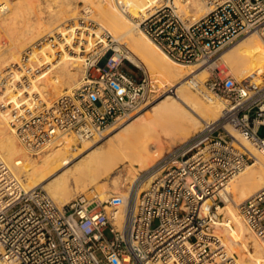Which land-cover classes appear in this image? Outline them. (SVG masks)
<instances>
[{"label": "built area", "instance_id": "obj_1", "mask_svg": "<svg viewBox=\"0 0 264 264\" xmlns=\"http://www.w3.org/2000/svg\"><path fill=\"white\" fill-rule=\"evenodd\" d=\"M203 1L213 6L195 18L175 0H158L137 24L171 59L207 69L206 78L192 74L186 81L223 99L220 116L166 150L124 195L99 199L90 188L58 205L41 187H25L0 159L4 264H242L215 223L225 203L220 189L257 160L236 132L264 155V135L258 134L264 81L236 80L211 62L244 32L256 31L264 40V0ZM105 44L113 48L105 60H85L83 76L50 103L34 99L33 108L13 109L10 124L26 148L39 151L63 136L81 143L149 104L147 75L124 68L128 59L119 43ZM238 208L264 238V186Z\"/></svg>", "mask_w": 264, "mask_h": 264}, {"label": "bare ground", "instance_id": "obj_2", "mask_svg": "<svg viewBox=\"0 0 264 264\" xmlns=\"http://www.w3.org/2000/svg\"><path fill=\"white\" fill-rule=\"evenodd\" d=\"M157 1L0 0V78L4 79L3 83L0 80V159L25 187L37 186L57 173L43 187L57 204L65 205L72 198L69 180L75 182L80 188L77 193H81L90 183L112 175L120 165L123 168L117 171H122L123 177L116 174L112 183L115 187L126 184L128 187L142 170L154 163L160 152L198 131L204 120L220 116L224 101L193 90L186 81L192 74L202 80L208 74L207 69L171 59L138 27L137 18L148 13ZM78 2L84 3L86 12L79 17ZM20 3L29 9V16L16 13ZM175 4L180 11L186 15L189 11L195 18L213 6L203 0H175ZM78 18L83 23L86 19L96 20L100 25L91 28ZM71 20L70 24L65 23ZM105 31L113 35L115 42L123 44L128 60L145 70L152 85L161 89L160 96L170 87L175 88V95L163 96L150 104V115L141 107L101 135L83 140L77 153L72 152L77 143L73 136L57 138L41 149L45 152L37 161L11 126V112L22 111V106L33 108L37 103L34 99L38 104L50 103L76 84L84 74L88 53L96 49L97 42L103 43L101 34ZM93 34L100 37L97 42ZM35 41L40 42L25 54ZM102 48L106 52L113 50L107 45ZM220 58L223 64H219ZM211 64L222 71L225 66L229 67L239 80L262 82L264 40L256 31H250L220 51ZM236 136L257 160L220 189L225 203L218 207L216 223L230 237L232 244L225 242L228 251L231 252V247L245 251L253 247V252L244 256V264H264V238L252 232L238 208L243 200L264 186V155L247 138L237 132ZM149 182L147 179L143 187ZM122 187L111 191L104 182L98 183L99 199L109 193L124 195ZM216 223V232L224 235ZM0 264H4L1 258Z\"/></svg>", "mask_w": 264, "mask_h": 264}, {"label": "rangeland", "instance_id": "obj_3", "mask_svg": "<svg viewBox=\"0 0 264 264\" xmlns=\"http://www.w3.org/2000/svg\"><path fill=\"white\" fill-rule=\"evenodd\" d=\"M204 2V1H203ZM83 5H84V3L83 2H78V5H77V9H79L78 11H79V15L77 16V17H79L80 15H84L86 12H85V9H83ZM81 7V8H80ZM29 9H27L24 5H22L21 3H20V5L18 6V8L16 9V13H18V15H20V16H29V14H30V12L28 11ZM29 12V13H28ZM89 15H90V13H89ZM78 20L80 21V22H82V20H81V18L79 19L78 18ZM87 21H88V23H87V26L89 25L91 28H95V27H98L100 24L98 23V21H96V20H90V19H86ZM72 22V20L69 22V21H65V23H68V24H70ZM61 25H64V23L63 24H61ZM107 31H105V32H103L102 34H101V37L103 36V38H104V43L106 42V40L107 41H109V43H110V41H111V39L114 41V43H119L121 46H122V48L124 49V52H125V54H126V49H125V47L123 46V44L120 42V41H116L115 42V39H113V35L112 34H110L109 32H107ZM250 31H248V32H244V33H242V34H240V35H238L231 43H228V44H226V45H224L223 47H222V49L220 50V51H222V50H224V49H226V48H228L229 46H231L233 43H235L236 41H238L239 39H241L242 37H244L245 35H247L248 33H249ZM94 38H95V41L97 42L98 40H99V38L100 37H98L97 35H95V34H93L92 35ZM107 36V37H106ZM2 42H4L3 40H2ZM40 41H35L34 42V44L33 45H30V47L28 48V49H26V53L25 54H27L28 52L27 51H30L31 50V48L32 49H34V47L35 46H37V44L39 43ZM102 42H97V44L95 45V46H97L96 47V49H94L92 52H90V53H88V55H87V58H86V62H90L92 59H94V58H96V56L98 55L99 57H101V60L100 61H104L105 60V58L108 56V54H109V52H107V53H105V55H103V52L105 51V49L104 48H102V46H103V44L104 43H102ZM106 45V44H105ZM32 46V47H31ZM128 59V58H127ZM219 64H223V60L220 58L219 59ZM88 65V64H87ZM86 65V63L83 65V68L85 69V67L87 66ZM85 66V67H84ZM124 68L127 70V71H129L130 73H132L134 76H136V77H139V76H141L143 73H145L146 75H147V77H148V79H149V76H148V74L145 72V70L143 69V68H141V67H139V66H135V64L132 62V61H129V60H124ZM85 71V70H84ZM224 74H230V75H232L236 80H239V79H237L236 77H235V74H234V72L229 68V67H227V66H225V69H224ZM208 75V74H207ZM206 75V76H207ZM83 76V75H82ZM82 76H80V77H82ZM25 78V77H24ZM204 78H206V77H204ZM203 78V79H204ZM80 79V78H79ZM78 79V80H79ZM0 80H2V82L1 83H3V81H4V79L3 78H0ZM150 100H149V104L147 105V106H145V107H143V111H144V113L145 114H148V115H150L149 113H150V104H152V103H154V102H156V100H158L159 98H161V97H163V96H166V95H171V96H174L175 95V91H174V87H170L169 89H167V91H165V93H163L161 96H160V93H161V89H158V87H155L154 85H152V82H150ZM157 88V89H156ZM192 89L193 90H196V89H194L193 87H192ZM37 97V96H36ZM157 98V99H156ZM214 98H216V99H220V97H215L214 96ZM223 100V99H222ZM6 107L4 106V107H2L1 109L3 110V109H5ZM7 108H10V109H12V106L11 105H8L7 106ZM22 108H24V106H22ZM148 111V112H147ZM129 118V117H128ZM122 120H126V119H122ZM122 120H120V121H118V122H116V123H114L113 125H116V124H120V122L122 123ZM200 125H202V123H200ZM12 126V125H11ZM12 127H14V126H12ZM258 134L259 135H264V125H261L259 128H258ZM89 140H91V139H89ZM179 141H181V140H179ZM178 142V140L176 141V142H174L173 144H171L170 146H168L167 148H166V150H168L171 146H173L175 143H177ZM76 145V146H75ZM74 145V147L72 148V152H79L80 150V148H81V146H82V142L81 143H76ZM165 145H167V143H165ZM56 146H60V145H57L56 144ZM165 150V151H166ZM164 151V152H165ZM36 152V153H35ZM45 151H41V150H39V151H31L30 150V153H33V154H31L37 161H40L41 160V154H43ZM163 151L162 152H160V155H162L163 153H164ZM159 155V156H160ZM159 156H156V159L159 157ZM37 157V158H36ZM121 168H123V165H120L119 167H117L116 168V170L113 172V174L112 175H109L108 177H101V178H99L98 180H96V181H94V182H92V183H90V185L88 186V187H86V190H88V189H90V188H92V189H94L95 190V192H97L98 193V190H97V184L98 183H101V182H104L107 186H108V188L111 190V191H119L120 189H121V187L122 186H117V187H115L114 185H113V183H112V178H113V176H120L121 178L123 177V175H122V171H120V172H118L117 171V169L119 170V169H121ZM245 171H246V169H245ZM245 171H242L243 173L245 172ZM242 172L240 173V174H238L236 177H238V176H240L241 174H242ZM117 174V175H116ZM57 175V173H55V174H53V175H51L50 177H48V178H46L45 179V181H41V183L39 184V185H37V186H39V187H41L42 189H44L47 193H48V191L43 187V184L45 183V182H47V181H49L50 179H52L53 177H55ZM21 178H23V176H20ZM236 177H234V178H236ZM233 178V179H234ZM232 179V180H233ZM231 180V181H232ZM23 182V181H22ZM230 182V181H229ZM69 184H70V187H71V190H72V197L74 196V195H76L77 194V192L80 190V188H78V186L75 184V182L73 181V180H69ZM77 186V187H76ZM127 187V184H126V186L124 187H122V189H125ZM88 188V189H87ZM85 190V191H86ZM49 194V193H48ZM59 205V204H58ZM156 224V221H154V223H153V225H155ZM216 226L222 231V233L225 235H223V238H224V242H226L227 241V243L229 244V246H230V244H232V242L230 241V237L228 236V234L226 233V232H224L223 230H222V228L216 223ZM229 234H230V232H229ZM230 250H231V252L233 251V252H235L237 255H238V258H239V260L244 264L245 263V260H246V257H244V256H246V255H249L250 254V252L252 253L253 252V247H249L248 248V250L247 251H245V250H242V249H240V248H237V247H235V248H230Z\"/></svg>", "mask_w": 264, "mask_h": 264}]
</instances>
